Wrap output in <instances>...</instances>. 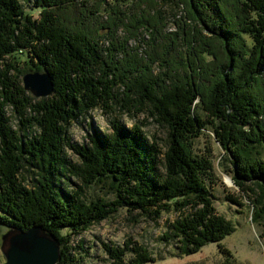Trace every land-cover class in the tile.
Wrapping results in <instances>:
<instances>
[{
  "label": "trees",
  "instance_id": "trees-1",
  "mask_svg": "<svg viewBox=\"0 0 264 264\" xmlns=\"http://www.w3.org/2000/svg\"><path fill=\"white\" fill-rule=\"evenodd\" d=\"M32 3L27 10L22 0H0V225H40L58 240L56 264H84L89 250L81 241L72 245L73 235L121 208L153 221L172 212L159 240L172 243L178 255L209 242L223 251L220 241L234 225L214 206L213 160L192 148L211 128L264 233V0H125L122 5L135 3L140 11L127 22L149 36L153 50L145 62L126 52V38L106 48L123 53L119 61L103 52V39L127 27L121 6ZM179 3L193 25L167 33L160 6L177 11ZM102 14L105 24L95 17ZM153 62L160 65L157 75ZM40 68L53 83L45 97L32 96L21 79ZM113 105L127 113L146 110L165 128L164 146L147 138L141 122L126 126L118 119L109 120V132L93 129L85 144L72 141L70 124ZM66 148L77 154L76 162ZM92 186L104 195L87 199ZM225 199L240 204L236 197ZM102 249L109 264L159 257L130 236L122 245L102 243Z\"/></svg>",
  "mask_w": 264,
  "mask_h": 264
},
{
  "label": "rangeland",
  "instance_id": "rangeland-1",
  "mask_svg": "<svg viewBox=\"0 0 264 264\" xmlns=\"http://www.w3.org/2000/svg\"><path fill=\"white\" fill-rule=\"evenodd\" d=\"M124 1L125 0H98V2L104 6L110 4L121 6L123 13H125L123 22L126 23L129 20L127 16L130 17L131 20L134 16H138L140 11L135 3L126 6L122 5ZM128 1L129 0H126V3ZM22 3L27 10L33 4L32 0H22ZM157 6L159 8V5ZM168 6L169 5L160 6L165 12L166 19L168 20V22L166 21V27L164 29L165 32L173 33L176 32V30L178 31L180 24H185V27H192L193 24L186 17L183 4H178L177 11L172 10V8ZM172 12L177 13L172 15ZM33 14L37 16L36 12ZM121 16L122 15H118V17ZM95 17L98 21L105 24L107 19L105 14L101 16L96 15ZM98 21H96L94 25L93 19L91 20L93 29L94 27L95 29L99 27ZM126 24L127 27L118 26L115 33L111 32L110 36L103 39L102 46L105 48L103 52L108 56H110V53L113 55L115 54L116 60H120L123 53L107 51L106 48H110L111 43L118 45L121 40L126 38V52L129 55L135 54L141 62H145L153 50L148 43V33H144L143 30L140 31L135 29L134 25L137 24L135 22H131L132 25H130L129 22ZM158 47H155V50L162 53L163 50L161 51V48ZM22 67L26 68V66L23 65ZM159 67L160 65H158V62L152 63L151 68L154 75L159 73ZM33 71L41 72L43 69L40 68L39 70ZM116 90L121 92L124 90V87L120 86ZM6 113H12L10 107H6ZM112 119H118L126 126L141 122L142 130L145 132L147 138L151 140L154 137L153 139H157L161 147L164 146L166 130L164 127L158 126L153 121V118L148 115L146 110L127 113L122 111L118 105H113L110 110L106 111L100 108L92 110L88 116L80 117L78 122L74 121L70 124V126H68V131L72 141L78 145L87 143L89 139L88 134L96 128L109 132V120ZM17 121V118L12 116L11 126L13 128L17 127ZM192 148L194 153L200 155L209 154L213 160V172L216 180L214 182L215 184L211 183V192L213 194L214 206L217 212L231 220L234 225L233 232L226 235L220 241L222 248L226 251L220 250L216 242H209L193 254L178 255L172 243L165 244L163 241L159 240V236L165 229V220H172L175 216L174 213H164L157 221H153L144 214H139V211L129 213L121 208L108 218L92 224L86 230L70 238V243L72 245H76L81 241L83 248L89 250L84 259V264H109L106 254L102 249V243L110 241L117 245H122L124 240L129 236L132 240L146 246V248L154 252L156 256H159L155 261H149L143 264H264V238H262V234L264 233H262V226L252 221L250 202L248 198L244 196L245 194L238 189L232 181L231 174L234 165L231 163L228 153H224V150L215 140V135L211 128L204 130L203 135L194 139ZM65 150L72 161L76 162L78 160V156L74 151L69 148ZM70 179L71 181L77 182L74 178ZM104 193L105 190L102 188H89L86 191V198L89 199L96 194L102 196ZM108 195L109 194H107V196ZM227 195L236 197L240 204L228 199L226 200L225 196ZM133 216L137 218L136 223L132 221ZM6 230L7 226L0 225V243L1 235ZM129 257L130 255L127 254L126 258ZM3 262L4 256L0 250V264Z\"/></svg>",
  "mask_w": 264,
  "mask_h": 264
},
{
  "label": "water",
  "instance_id": "water-1",
  "mask_svg": "<svg viewBox=\"0 0 264 264\" xmlns=\"http://www.w3.org/2000/svg\"><path fill=\"white\" fill-rule=\"evenodd\" d=\"M23 88L32 96L52 93L53 83L48 71H27L22 75ZM2 264H56L60 259L58 240L40 225L26 230L8 226L1 235Z\"/></svg>",
  "mask_w": 264,
  "mask_h": 264
}]
</instances>
